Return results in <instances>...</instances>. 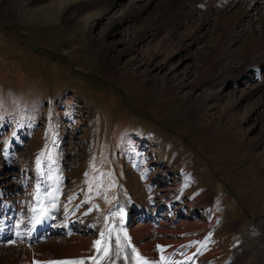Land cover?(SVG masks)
<instances>
[{"label":"rangeland","instance_id":"rangeland-1","mask_svg":"<svg viewBox=\"0 0 264 264\" xmlns=\"http://www.w3.org/2000/svg\"><path fill=\"white\" fill-rule=\"evenodd\" d=\"M76 4L0 0V186L12 190H0V205L24 210L38 187L35 207L45 206L58 197L48 188L60 189L90 230L34 246L0 223V235H15L0 236V264L25 247L27 264H134L146 248L183 243L199 264H264V0H114L88 21ZM47 154L48 188L37 181ZM152 199L184 215L167 227L106 222L119 202ZM148 225L160 233L137 241ZM71 237L97 247L37 258Z\"/></svg>","mask_w":264,"mask_h":264},{"label":"bare ground","instance_id":"bare-ground-1","mask_svg":"<svg viewBox=\"0 0 264 264\" xmlns=\"http://www.w3.org/2000/svg\"><path fill=\"white\" fill-rule=\"evenodd\" d=\"M114 1V0H59L60 5H65V4H71V3H77L76 4V9H77V16H82L86 18V21L91 20V19H95V18H99L102 17L103 14L107 13L108 8L110 7V3ZM147 4H151L154 3L156 0H146ZM158 1V0H157ZM141 3V2H140ZM146 4V5H147ZM144 5V4H143ZM142 6L143 8H146ZM52 6V5H51ZM141 7V8H142ZM133 8V6H132ZM46 9V8H45ZM28 10V9H27ZM132 9L129 8V13ZM141 10V9H140ZM123 18V17H122ZM122 21V19H120ZM207 93V92H206ZM208 94V93H207ZM206 94V95H207ZM209 97V96H208ZM204 98V96H203ZM187 184H194L195 183V179L194 177H189L186 180ZM45 189L43 190L42 193H44ZM199 197L201 198V200L207 199L209 200L210 195L208 194V191H204L199 195ZM210 201V200H209ZM37 211L36 214H40V213H45L46 214V208L43 205V203H40L38 206L35 207ZM44 217H46V215H44ZM162 224H164L166 227L170 226V224H166L165 222ZM150 225V224H149ZM146 226L144 227L142 230L143 232L138 233V237H136L135 239L137 241L139 240H145L146 238H148L149 236H154L156 234V232L160 233V228L157 229H153L152 226ZM163 225V227H164ZM174 225V224H173ZM172 226V225H171ZM174 226L172 227L171 231H168V233L172 234V232L175 230H173ZM180 228V227H179ZM163 230V229H162ZM170 230V228H169ZM166 231V230H165ZM167 232V231H166ZM174 233V232H173ZM173 235V234H172ZM179 235V234H178ZM4 237V236H3ZM209 237V236H208ZM134 239V240H135ZM135 240V241H136ZM162 240V239H161ZM209 241L211 240L210 238L208 239ZM165 242V241H164ZM162 242V243H164ZM176 244V243H175ZM185 245V243H183ZM196 244V243H195ZM198 244V243H197ZM95 243L93 242H88L87 240L84 239H77V238H69L68 240H66V242L62 243V244H57L55 241H49V243L47 245L41 246L36 248L35 253L38 259L42 258H48V263H50L49 258H51L52 262L53 259L60 257L62 258L63 256L67 258V256H72V255H78L80 253L83 252H90L91 248H94ZM179 245V244H178ZM157 246V245H156ZM160 246V245H158ZM169 246V245H168ZM95 247H97V243L95 245ZM166 248V247H165ZM152 249V248H151ZM146 252V257L148 256H152L154 257V251L153 252H148L147 253V248L144 249ZM19 253V252H18ZM31 253H33V250H31V248L29 247H25L21 250L20 252V256L18 257H10L9 260L5 261V264H27V262L29 261V259L32 258ZM142 253H144V251H142ZM159 253V252H158ZM192 253V252H191ZM156 254V253H155ZM17 255V254H15ZM33 255V254H32ZM35 256V257H36ZM141 256V255H140ZM145 256V254H144ZM34 257V255H33ZM143 257V256H142ZM151 257V258H152ZM145 258V257H144ZM58 259V258H57ZM64 259V258H63ZM68 259V258H67ZM34 260V259H32ZM40 260V261H41ZM46 260V259H45ZM3 261V260H2ZM1 261V262H2ZM21 261V262H20ZM67 260L65 259V262ZM45 262V261H43ZM76 262V261H75ZM46 263V262H45ZM57 263V262H55ZM40 264V263H39ZM42 264V263H41ZM60 264V263H59ZM205 264V263H204Z\"/></svg>","mask_w":264,"mask_h":264},{"label":"crops","instance_id":"crops-1","mask_svg":"<svg viewBox=\"0 0 264 264\" xmlns=\"http://www.w3.org/2000/svg\"><path fill=\"white\" fill-rule=\"evenodd\" d=\"M196 183H198V182H196ZM208 191V194L210 195V190L209 189H205V188H201V190L199 191V193L201 192V191ZM199 193L197 194V197H199ZM210 199L212 198V194L210 195V197H209ZM212 215V214H211ZM211 221H212V223H213V226L215 225V222L217 223L218 222V220H217V218L216 217H212L211 218ZM205 236V235H204ZM210 236V235H209ZM214 237H215V235H214ZM214 237H211V239L212 238H214ZM207 238V237H206ZM211 242H212V240H210ZM210 250H212V248H210Z\"/></svg>","mask_w":264,"mask_h":264},{"label":"snow or ice","instance_id":"snow-or-ice-1","mask_svg":"<svg viewBox=\"0 0 264 264\" xmlns=\"http://www.w3.org/2000/svg\"><path fill=\"white\" fill-rule=\"evenodd\" d=\"M97 243H99V241H97ZM142 264H143V262H142Z\"/></svg>","mask_w":264,"mask_h":264}]
</instances>
